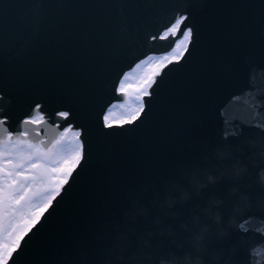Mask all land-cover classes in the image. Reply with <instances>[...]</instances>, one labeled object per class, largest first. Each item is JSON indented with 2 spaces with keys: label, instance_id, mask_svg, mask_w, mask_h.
Returning a JSON list of instances; mask_svg holds the SVG:
<instances>
[{
  "label": "water",
  "instance_id": "95a60500",
  "mask_svg": "<svg viewBox=\"0 0 264 264\" xmlns=\"http://www.w3.org/2000/svg\"><path fill=\"white\" fill-rule=\"evenodd\" d=\"M47 1L42 31L30 38L12 25L32 0H0V90L98 99L143 36L131 27L114 47L107 22L123 11L147 29L188 4L202 27L210 87L240 95L224 122L161 112L146 147H135V135L117 156L100 146L23 264H264V0ZM83 33L89 44L76 47ZM61 52L72 54L60 60Z\"/></svg>",
  "mask_w": 264,
  "mask_h": 264
},
{
  "label": "snow or ice",
  "instance_id": "6c2138e0",
  "mask_svg": "<svg viewBox=\"0 0 264 264\" xmlns=\"http://www.w3.org/2000/svg\"><path fill=\"white\" fill-rule=\"evenodd\" d=\"M41 8V0L23 6L12 34L37 37L43 28ZM131 27L143 32L139 50L115 67L98 99L69 102L43 90L23 96L15 89L0 90V264H23L28 244L100 146L117 156L130 149L127 138L135 135V147H146L161 112L182 118L203 111L224 122L228 105L239 97L210 87L202 27L191 5L147 29L131 25L121 11L107 22L114 47ZM159 42L164 44L158 47ZM73 44L88 45V35L73 38ZM69 54L61 52L58 58Z\"/></svg>",
  "mask_w": 264,
  "mask_h": 264
}]
</instances>
